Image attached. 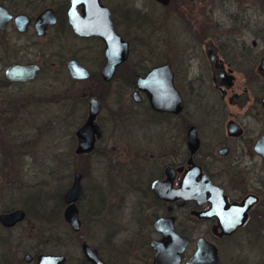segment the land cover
I'll list each match as a JSON object with an SVG mask.
<instances>
[{
	"label": "flooded vegetation",
	"instance_id": "flooded-vegetation-1",
	"mask_svg": "<svg viewBox=\"0 0 264 264\" xmlns=\"http://www.w3.org/2000/svg\"><path fill=\"white\" fill-rule=\"evenodd\" d=\"M71 1L0 0L10 15L0 13V88L29 86L44 75L52 87L61 69L68 81L64 132L75 140L73 154L62 156L63 168L74 166L70 183L50 187L46 212L39 201L35 208L36 219L45 217V238L22 233L32 230L20 227L28 209L0 211L25 212L13 224L0 222V264H38L41 255L94 264L84 245L103 264H264V0H99L127 47L112 71L105 40L81 35L71 23L89 26L101 12L80 3L74 17ZM45 10L51 17L41 16ZM72 61L88 76L73 77ZM12 64L39 71L32 80H9ZM45 97L52 104V95ZM92 98L99 135L90 151L78 153L77 131ZM21 105L14 113L22 120ZM11 118L4 110L3 122ZM93 155L97 180L85 186ZM77 173L74 230L64 218V194ZM86 200L93 244L80 236ZM57 217L67 226L61 234ZM68 227L82 252L75 263L61 250L70 243ZM27 241L34 254L23 251Z\"/></svg>",
	"mask_w": 264,
	"mask_h": 264
},
{
	"label": "rangeland",
	"instance_id": "rangeland-1",
	"mask_svg": "<svg viewBox=\"0 0 264 264\" xmlns=\"http://www.w3.org/2000/svg\"><path fill=\"white\" fill-rule=\"evenodd\" d=\"M172 39H175L174 35ZM51 70L46 67L44 72L49 73L52 72ZM57 70L56 72L59 74L54 73L52 87L46 85L44 75L29 86L0 88V211L8 206L11 208L21 207L26 210L39 208V201L44 208V210L43 208L40 210L46 212L44 205H46L47 193L50 189L51 191L54 189L50 187L56 186L55 188H57L58 184L63 182L62 180L65 183H70L72 179L71 174L74 171V166L69 167L70 173L62 166V156L68 152L73 154L75 145V140L69 139L66 131L64 132L66 124L62 116L68 81L61 69ZM50 94L52 95V104L50 98L45 97V95ZM20 103L26 112V116L24 115L25 118L22 120L14 113L15 108L19 107ZM4 110H11L12 118L4 119L3 122ZM94 156L91 157L92 160L88 159L85 164V168L87 167L89 171V176L84 182L85 186H89L97 180L93 162ZM120 169L126 172L125 168ZM52 172L54 173L53 176H51ZM89 203L90 201L86 200L82 205L84 226L80 236L85 237L88 243L93 244L95 243V234L92 230L94 224L86 213ZM54 204L59 206L56 199ZM28 212L29 218L27 217V220L22 222L20 227L32 230H22V233L30 231L39 235L38 238L41 236L45 238L47 230L45 217L36 219L35 210ZM38 215L40 214L38 213ZM66 227L61 219L58 217L55 219V234H61L67 229ZM89 227H91L90 230ZM68 230L69 246L60 249L68 255L70 262L75 263L82 256L79 237L69 227ZM31 245L32 242L29 241L24 243L22 245L23 251L26 250L34 254L35 250L31 249ZM39 247L43 251L49 249L45 243L40 244Z\"/></svg>",
	"mask_w": 264,
	"mask_h": 264
},
{
	"label": "water",
	"instance_id": "water-1",
	"mask_svg": "<svg viewBox=\"0 0 264 264\" xmlns=\"http://www.w3.org/2000/svg\"><path fill=\"white\" fill-rule=\"evenodd\" d=\"M83 3L86 8H91L97 12H101V16L96 15V22L93 20L91 25L87 26L85 23H81L80 19L78 22L71 17V23L77 33L81 35L93 34L102 37L106 42V55L108 57V64L106 70H113L114 67L122 61L127 54L126 43L121 40L119 35H116L111 26L109 11L103 7L99 0H72L71 4V14H75L73 11L76 10V5ZM0 13L2 17L7 20L10 15L7 13L6 9L0 7ZM51 11L45 10L41 15L43 18H48ZM77 17L76 14L73 15ZM2 24L0 23V26ZM85 29H90V32H85ZM115 41H117V54L115 51ZM114 50V51H112ZM71 74L76 78H85L88 76L87 70L81 67L77 62L72 61ZM39 67L36 64H12L6 70V78L9 80H32L37 76ZM261 75L264 77V56L260 65ZM180 100V99H179ZM90 112L86 123L79 128L77 131V136L81 139L80 145L76 149V152H87L93 147L95 135H99L98 129L94 124V119L98 111L99 102L92 98L89 101ZM80 174H76L74 177V182L72 186L64 194V200L68 204L64 211V218L72 226L74 230H78L80 221L78 218V211L75 205L80 193L79 184ZM25 216V212L22 209H17L11 213H1L0 222L4 225L13 224L19 220H22ZM86 257L92 261L94 264H103L96 255L94 248L84 245L83 246ZM63 256H52V255H41L39 257L38 264H60L63 262Z\"/></svg>",
	"mask_w": 264,
	"mask_h": 264
},
{
	"label": "trees",
	"instance_id": "trees-1",
	"mask_svg": "<svg viewBox=\"0 0 264 264\" xmlns=\"http://www.w3.org/2000/svg\"><path fill=\"white\" fill-rule=\"evenodd\" d=\"M32 210H35V209H31V210H30V209L28 208V211H32ZM34 213H35V215H36V214H38V211L35 210Z\"/></svg>",
	"mask_w": 264,
	"mask_h": 264
}]
</instances>
